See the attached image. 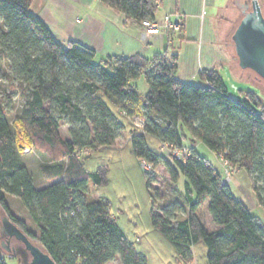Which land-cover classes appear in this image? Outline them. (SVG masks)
Wrapping results in <instances>:
<instances>
[{"label": "trees", "instance_id": "16d2710c", "mask_svg": "<svg viewBox=\"0 0 264 264\" xmlns=\"http://www.w3.org/2000/svg\"><path fill=\"white\" fill-rule=\"evenodd\" d=\"M99 1L137 25L157 21L161 4V0ZM33 2L0 0V206L4 214L56 264H109L116 258L121 264H150L141 249L143 238L136 232L139 225L130 223L127 231V222L114 211L110 199L93 197V190L97 193L112 183L110 160L119 131H126L125 149L137 162L152 199L147 237L162 236L183 262L198 254L202 264H264V226L196 149L202 143L230 168L245 171L264 207L260 95L236 89L239 94L233 97L216 70L200 74L204 84L182 83L176 78L178 56L168 52L152 59L138 54L97 61L93 49L76 41L60 43L33 12ZM141 77L148 84L146 95L134 85ZM254 79L263 80L258 75ZM16 97L23 106L11 119L10 104ZM136 116L144 121L142 129L129 121ZM61 121L69 125V139L61 135ZM27 144L44 156L39 166L47 184L43 188L36 187L24 161ZM173 148H187L189 155L177 159L169 154ZM140 161L154 168L164 166L173 182L182 183V200L168 202L156 213L152 174L140 168ZM7 194L21 200L37 226L35 232L13 213ZM207 198L215 231L207 230L197 214ZM183 210L188 211L187 217L176 218L174 213ZM136 235L140 242L135 241ZM0 264H6L1 255Z\"/></svg>", "mask_w": 264, "mask_h": 264}, {"label": "crops", "instance_id": "0c3cea01", "mask_svg": "<svg viewBox=\"0 0 264 264\" xmlns=\"http://www.w3.org/2000/svg\"><path fill=\"white\" fill-rule=\"evenodd\" d=\"M32 10L60 43L76 41L96 51L100 60L138 54L152 59L168 52L178 56L176 78L182 83L204 84L200 74L210 70L223 79L231 72L234 80H243L235 69L232 35L241 19L233 0H161L157 21L178 13L182 29L149 45L140 40L135 22L99 0H34Z\"/></svg>", "mask_w": 264, "mask_h": 264}, {"label": "rangeland", "instance_id": "374dc122", "mask_svg": "<svg viewBox=\"0 0 264 264\" xmlns=\"http://www.w3.org/2000/svg\"><path fill=\"white\" fill-rule=\"evenodd\" d=\"M260 3L263 6L264 0H260ZM233 11L235 12V14L238 13L237 11H235V9H233ZM239 15L240 20L243 17L240 11ZM230 36L229 40L231 41ZM234 59L235 69L236 71L240 72V77H242L243 80H234L231 77V72L223 74L224 80L230 90L231 95L233 97L238 96L239 93L236 89L244 91H254L258 93V95H260L264 103V81H256L254 78L257 75L253 71H248V69L245 71H241L242 69L238 65L236 54H234ZM97 61H100V58H97ZM228 76H230L232 81L229 80ZM254 83L258 85L260 90L256 86L254 87ZM134 85L137 87V90L140 94L146 95L148 91V84L145 78L141 77L137 81H134ZM22 106L23 101L19 97L13 99L10 104V109H12L10 115L11 119H14L19 115ZM129 121L135 128L142 129V127L144 126V121L138 116L129 118ZM60 124L61 135L63 136V138L69 139V125L65 121H61ZM184 142H186V147H188L189 143H187L186 140H184ZM128 143V132L119 131V136L117 138L115 146L116 151L112 155L114 158L111 157L110 160L111 166L109 177L112 179V183L107 187L95 190L97 191V193L93 190V195L96 194L95 196H93L94 199H97V197L99 196H106L112 202L114 211H118L122 215L123 222H127L128 226L130 223H137V225H139V228L136 230V232L143 238L141 249L148 257L150 264H202L201 257L198 254L193 255L191 259L185 262L181 261L179 258H177L175 252L171 250L173 249L171 244L157 233L150 235L151 237H147L149 233L148 226L152 199L149 198V192L147 193L146 184L144 181L145 179L141 175L137 167V162L125 149L127 148L126 146L128 145ZM196 149L200 155L207 158L210 164H212V166L217 169L221 178L225 182L227 181L234 196L238 200H240L247 207L250 213L257 217L264 226V207H262L256 199V195L253 191L252 183L248 174L245 171L239 170L238 168H230L224 158L215 155L202 143H198ZM24 150H28L27 153H25V156L28 157L27 163L33 174L34 183L39 189L45 183L42 180L39 172V166L44 160V156L30 144H27ZM163 152L167 155L166 151ZM169 152L171 153V149H169ZM138 163L140 164V168L144 169L150 175L152 174V182H150V188L151 194L153 196V201L155 202L156 213H161L160 208L165 207L168 202H171L173 200H182V183L173 182L164 166H158L157 168H154L152 167V165H149V163L145 161H140ZM228 172L230 174H228ZM254 176L257 175L254 174ZM227 178H229V180H227ZM6 201L16 216L24 218L28 222L27 228L35 232L37 230V226L29 218V214L23 206L21 200L15 196L7 194ZM209 202L210 200L209 198H207L198 209L197 214L207 230L215 231L217 227L212 223V218L208 209ZM178 205L180 206L181 204ZM171 210H174V208H171ZM174 214L176 218L181 219L187 217L188 211H178ZM4 216V211L0 206V240L3 237L2 219ZM128 226L124 225L127 231H129L130 229V226ZM134 239L136 242H140V237L138 235H136ZM12 243L18 245V248L21 249V253L17 255V257L11 256L3 252L0 247V255L5 258L6 264H27L31 260L30 254L24 251V246L19 245L15 242ZM197 251L201 252L200 254H202L201 247H198ZM168 260H170V262ZM109 264L121 263L120 260L116 258Z\"/></svg>", "mask_w": 264, "mask_h": 264}, {"label": "water", "instance_id": "95a60500", "mask_svg": "<svg viewBox=\"0 0 264 264\" xmlns=\"http://www.w3.org/2000/svg\"><path fill=\"white\" fill-rule=\"evenodd\" d=\"M238 65L243 70H251L264 80V13L258 1H252V9L244 13L233 35ZM2 231L5 238L14 237L20 241L31 256L27 264H56L52 257L8 216L2 219ZM5 247L10 249L9 243Z\"/></svg>", "mask_w": 264, "mask_h": 264}, {"label": "built area", "instance_id": "2783aa9c", "mask_svg": "<svg viewBox=\"0 0 264 264\" xmlns=\"http://www.w3.org/2000/svg\"><path fill=\"white\" fill-rule=\"evenodd\" d=\"M234 4L237 6L241 14L244 16V13L251 11L252 1L254 0H233ZM258 1L262 12L264 13V4L263 6ZM182 29V16L178 13L167 14L164 16L163 21H150L145 20L138 25V36L140 40L148 45L152 41L157 40L158 38H163L171 34V32L178 33ZM28 150H24V153H27ZM177 159H183L188 156L187 148H173L171 153ZM150 167V166H149ZM230 172V171H229ZM228 172V174H230ZM229 180V178H227ZM227 182V181H226Z\"/></svg>", "mask_w": 264, "mask_h": 264}, {"label": "flooded vegetation", "instance_id": "af4514ba", "mask_svg": "<svg viewBox=\"0 0 264 264\" xmlns=\"http://www.w3.org/2000/svg\"><path fill=\"white\" fill-rule=\"evenodd\" d=\"M12 242H15L19 245L24 246L20 241L16 240L14 237L12 238H5L4 236L2 237V239L0 240V247L3 250V252H5L6 254H9L11 256H15L17 257V255H19L21 253V249L18 248V245L13 244ZM9 243V247L10 249L7 250L5 247L7 246L6 244ZM25 251V249H24Z\"/></svg>", "mask_w": 264, "mask_h": 264}]
</instances>
